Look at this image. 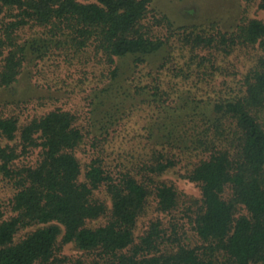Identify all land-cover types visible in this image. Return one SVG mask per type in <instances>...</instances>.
<instances>
[{"label":"trees","instance_id":"obj_1","mask_svg":"<svg viewBox=\"0 0 264 264\" xmlns=\"http://www.w3.org/2000/svg\"><path fill=\"white\" fill-rule=\"evenodd\" d=\"M153 2L0 0V16L10 14L0 26V92L15 87L26 63L54 54L72 61L93 51L114 66L109 83L92 97V127L100 134L94 141L108 138L137 105L151 109L147 148L126 155L136 161L119 155L127 163L120 162L117 176L100 158L83 174L76 153L85 134L69 112L55 110L22 127L17 117L0 118V136L15 143L0 144V173L17 189L14 215L4 218L0 212V264H100L59 256L62 234L64 244L109 264H264V23L252 20L220 36L228 51L259 44L262 55L238 91L200 98L184 83L207 59L195 52L181 58L176 48H214L217 37L197 26L174 30L171 22L170 38L152 36L143 22ZM26 29L32 33L23 38ZM127 62L133 72L126 71ZM143 66L148 73L135 77ZM37 151L34 166L16 167ZM183 158L194 162L186 178L201 190L192 220L201 245L190 247L174 226L168 240L175 247L163 251L167 236L159 222L136 242L138 220L152 197L162 213L178 207L176 188L158 179ZM102 189L111 210L96 198ZM108 213L107 224L88 227ZM32 227L40 228L16 240Z\"/></svg>","mask_w":264,"mask_h":264},{"label":"rangeland","instance_id":"obj_2","mask_svg":"<svg viewBox=\"0 0 264 264\" xmlns=\"http://www.w3.org/2000/svg\"><path fill=\"white\" fill-rule=\"evenodd\" d=\"M80 1L84 2V0ZM263 6L264 0H154L143 25L152 36L161 39L171 36L169 22L174 30L193 26L213 30L210 36L217 37L218 40L214 48L185 47L183 51L176 48V53L181 58L185 55L188 59L192 52H195L196 55L207 59L204 67L199 69L194 66L193 71L197 76L184 83L186 88H192L196 97L200 98H206L207 95L215 96L216 93L221 96L226 90L238 91L242 87L246 76L262 53L259 44L254 47L239 45L235 50L228 51L224 44H220V36L223 34L230 36L239 26L252 20L264 23ZM9 15L0 16V26L3 21L10 20ZM31 33L30 29H26L21 35L23 38H28ZM176 45L179 47L178 41ZM180 61L181 64L184 63V60ZM126 64V71L133 72L130 62ZM24 68L15 87L12 90L0 92V118L17 117L22 127L34 118L55 110L73 114L76 117V125L85 134V143L76 153L83 174L93 160L100 158L104 161L106 169L113 176H117L121 171L120 162L126 164L125 159L136 161L126 155L138 154L147 148L145 135H147L146 128L149 125L148 118L151 115V109L143 105H137L130 117L110 131L108 138L104 135L101 137V142L94 141V138L100 137V134L92 127V97L94 91L109 83L110 71L114 68L106 62L102 55L96 57L92 51L89 57L69 61L63 55L54 54L42 61L26 63ZM144 68L149 67L143 66L141 70L134 73L135 77L140 73H148L150 69ZM163 72L166 76L165 70ZM212 75H215L214 80H212ZM174 82L182 85L179 80ZM0 144L5 146L11 143L0 136ZM38 154L39 151L20 158L16 162V167L34 166L38 160ZM119 155H123L125 159H120ZM193 163L191 158H183L175 168L158 179L176 188L180 196L179 205L171 213H162L158 210L157 201L152 197L146 214L138 220L135 230L136 242L144 237L151 224L159 222L167 236V244L162 247L163 251H172L175 247L172 241L168 240L173 234L170 228L174 226H178L179 233L190 247L201 245L192 224L193 212L196 209L194 204H198L201 200V190L198 184L186 178L189 170H192ZM16 192L14 181L0 173V212L3 213L4 218L14 215L12 200ZM95 195L111 210V200L104 189L96 192ZM226 197L229 198L228 194ZM241 214H246V211H241ZM109 216L108 213L105 218L88 222V227L97 228L107 224ZM40 227L21 231L16 240L23 239L28 233ZM62 239L63 234L58 240L57 253L59 256L67 257L73 262L86 260L88 262L97 261L100 264L110 263L107 258L100 259L96 253L81 251L73 243L64 244Z\"/></svg>","mask_w":264,"mask_h":264}]
</instances>
